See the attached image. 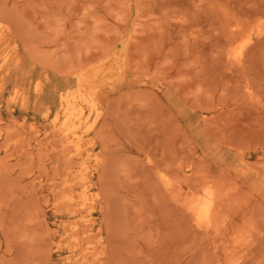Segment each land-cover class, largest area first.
Masks as SVG:
<instances>
[{
    "label": "rangeland",
    "instance_id": "rangeland-1",
    "mask_svg": "<svg viewBox=\"0 0 264 264\" xmlns=\"http://www.w3.org/2000/svg\"><path fill=\"white\" fill-rule=\"evenodd\" d=\"M0 264H264V0H0Z\"/></svg>",
    "mask_w": 264,
    "mask_h": 264
},
{
    "label": "bare ground",
    "instance_id": "bare-ground-1",
    "mask_svg": "<svg viewBox=\"0 0 264 264\" xmlns=\"http://www.w3.org/2000/svg\"><path fill=\"white\" fill-rule=\"evenodd\" d=\"M73 106V105H72ZM73 110V109H72ZM67 112V111H66ZM79 139V138H78ZM207 203V202H206ZM204 206V205H203ZM202 206V207H203ZM210 209H209V205H207V206H205L204 208H203V211L205 212V214L204 215H202V216H200V212H198L197 213V215L198 216H200L199 218H200V220H203V219H206V217H207V215H209V213H210V211H209ZM207 213V214H206ZM213 215H214V213H213ZM198 216H196L197 218H198Z\"/></svg>",
    "mask_w": 264,
    "mask_h": 264
}]
</instances>
